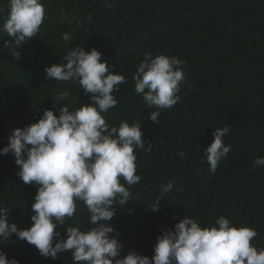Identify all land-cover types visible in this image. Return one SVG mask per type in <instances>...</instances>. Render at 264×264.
Returning <instances> with one entry per match:
<instances>
[{"label":"trees","instance_id":"trees-1","mask_svg":"<svg viewBox=\"0 0 264 264\" xmlns=\"http://www.w3.org/2000/svg\"><path fill=\"white\" fill-rule=\"evenodd\" d=\"M45 17L37 36L17 45L2 31L8 0H0V149L17 128L38 122L45 110L59 115L65 105L74 111L90 103L78 81L47 79L45 67L63 63L77 46L102 53L110 71L127 83L114 92L118 103L105 115L110 127L121 121L139 123L146 145L134 149L138 184L124 205L115 204L109 221L123 245L121 257L136 252L151 258L157 237L186 217L202 227L215 226L221 216L233 226L257 232L251 244L264 248V0H41ZM68 33L69 41L62 39ZM11 46H5V41ZM13 52H19V58ZM151 52L183 61L180 100L161 111L159 124L135 92L133 75ZM70 96L61 102L59 95ZM230 126L223 137L231 151L215 173L206 148L215 128ZM183 153V155H181ZM15 157L0 154V205L8 208L9 223L30 228L31 204L37 186L17 176ZM172 189L162 193V186ZM158 198L159 211L150 206ZM57 231L66 238L69 226L94 227L83 202ZM129 209H133L130 213ZM9 260L19 264H73L71 251L56 259L43 257L34 245L15 234L0 241Z\"/></svg>","mask_w":264,"mask_h":264},{"label":"clouds","instance_id":"clouds-1","mask_svg":"<svg viewBox=\"0 0 264 264\" xmlns=\"http://www.w3.org/2000/svg\"><path fill=\"white\" fill-rule=\"evenodd\" d=\"M9 13L2 31L12 37L17 45L37 36L45 17L41 0H8ZM2 11V9H0ZM64 41L71 39L62 34ZM11 46V41H5ZM19 58V52H13ZM63 63L45 67L47 79L78 81L90 103L69 111L63 106L59 115L45 110L38 122L17 128L8 138L0 154L11 153L19 167L17 176L26 185H35L38 191L31 204L30 228H18L9 223L8 208L0 205V241L15 234L19 240L34 245L45 257L56 259L58 254L71 251L73 264H264V248L257 249L251 241L257 232L250 227L233 226L221 215L215 226L202 227L196 219L186 217L157 237L151 258L129 252L123 258V245L113 226L102 221L116 214L113 205H124L131 196L121 178L128 185L138 184L134 149H144L146 141L139 123L121 121L119 127H110L105 115L118 103L113 93L119 85L127 83L125 77L110 71L102 53L93 48L85 51L79 46L62 57ZM183 61L176 57L151 52L133 75L135 92L141 95L149 109V118L159 124L161 111L170 109L181 99L180 83L184 79ZM67 91L59 95L67 100ZM230 126L215 128L213 142L206 148L210 171L215 173L219 162L231 151L223 137ZM183 155V153H181ZM255 165L264 166V157H257ZM171 183L162 186V193L172 189ZM158 198L153 212L159 211ZM76 201L83 202L94 227L82 231L78 226L65 230L60 238L58 226L74 216ZM133 209H129L131 213ZM0 264H19L9 260L0 248Z\"/></svg>","mask_w":264,"mask_h":264}]
</instances>
